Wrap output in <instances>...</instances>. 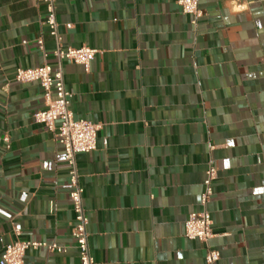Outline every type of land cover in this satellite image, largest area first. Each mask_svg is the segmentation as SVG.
I'll use <instances>...</instances> for the list:
<instances>
[{
    "label": "crops",
    "instance_id": "obj_1",
    "mask_svg": "<svg viewBox=\"0 0 264 264\" xmlns=\"http://www.w3.org/2000/svg\"><path fill=\"white\" fill-rule=\"evenodd\" d=\"M178 1L56 3L62 47L99 51L88 71L62 63L75 117L100 125L96 151L77 156L91 253L95 264H206L210 247L217 264H264V0H201L196 24ZM46 14L0 0V258L19 239L63 248L29 249L25 264H77L64 151L33 120L41 86L14 79L58 64ZM210 161L204 243L184 223L203 210Z\"/></svg>",
    "mask_w": 264,
    "mask_h": 264
},
{
    "label": "built area",
    "instance_id": "obj_2",
    "mask_svg": "<svg viewBox=\"0 0 264 264\" xmlns=\"http://www.w3.org/2000/svg\"><path fill=\"white\" fill-rule=\"evenodd\" d=\"M36 1L44 3L46 6L45 24L49 29V35L56 44L53 55L58 64L55 67L45 64L37 68H17L14 79L19 83L36 82L43 90L45 108L36 111L33 114V120L35 123L43 125L48 131L53 132L64 151V158L69 168V201L75 214L71 235L79 252V262L77 264H95L89 245L90 220L83 203L84 189L79 181L77 156L96 151L100 125L75 117L70 108L74 93L66 87L62 63L63 61H69L84 66L88 71L99 51L89 47L63 48L61 45L62 37L58 30L56 10V3L60 0ZM200 1H178L183 13L193 17L192 22L194 24L203 16ZM71 27V24L67 25V28ZM36 42L44 57H47L44 41L38 38ZM23 43L26 44L27 41ZM4 141L9 142L7 137L4 138ZM7 148H9V145H7ZM217 179L218 170L210 161L206 169V177L203 181L204 190L200 199L203 210L191 213L184 223V235L189 240L208 243L213 237V221L207 206L215 194L214 185ZM40 247H44L51 252H63V248L55 242L21 241L18 239L5 247L0 258V264H25L26 252L29 249ZM220 258V251L209 247L205 263L217 264Z\"/></svg>",
    "mask_w": 264,
    "mask_h": 264
}]
</instances>
